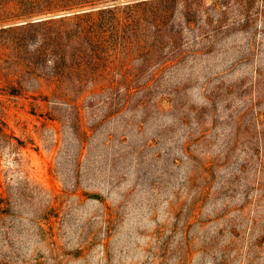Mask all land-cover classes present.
I'll return each mask as SVG.
<instances>
[{
	"label": "rangeland",
	"instance_id": "374dc122",
	"mask_svg": "<svg viewBox=\"0 0 264 264\" xmlns=\"http://www.w3.org/2000/svg\"><path fill=\"white\" fill-rule=\"evenodd\" d=\"M0 113V264H264V0H0Z\"/></svg>",
	"mask_w": 264,
	"mask_h": 264
},
{
	"label": "trees",
	"instance_id": "16d2710c",
	"mask_svg": "<svg viewBox=\"0 0 264 264\" xmlns=\"http://www.w3.org/2000/svg\"><path fill=\"white\" fill-rule=\"evenodd\" d=\"M145 5L144 3H138L134 5H128L127 9L133 10L138 9L141 6ZM104 13V11H101ZM90 16V15H87ZM81 18V17H77ZM10 131L8 124L4 120V116L0 113V149H4L6 147L10 149H18L19 147L25 146V143L18 139L14 133H8Z\"/></svg>",
	"mask_w": 264,
	"mask_h": 264
}]
</instances>
